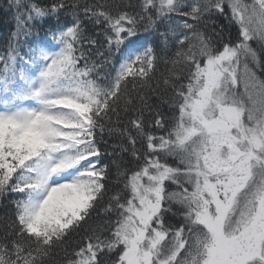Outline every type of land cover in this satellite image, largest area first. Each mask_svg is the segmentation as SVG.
<instances>
[{
	"label": "snow or ice",
	"instance_id": "obj_1",
	"mask_svg": "<svg viewBox=\"0 0 264 264\" xmlns=\"http://www.w3.org/2000/svg\"><path fill=\"white\" fill-rule=\"evenodd\" d=\"M8 8L0 264H264V0Z\"/></svg>",
	"mask_w": 264,
	"mask_h": 264
},
{
	"label": "trees",
	"instance_id": "obj_2",
	"mask_svg": "<svg viewBox=\"0 0 264 264\" xmlns=\"http://www.w3.org/2000/svg\"><path fill=\"white\" fill-rule=\"evenodd\" d=\"M9 0H0V52H3L8 41L9 34L15 30L16 21L14 19L15 9H9ZM220 23H225L223 20ZM235 31V29H233ZM163 70V65H161ZM104 140L109 145L118 142L115 136H109L107 133L104 135ZM4 209L0 208V215H3Z\"/></svg>",
	"mask_w": 264,
	"mask_h": 264
}]
</instances>
